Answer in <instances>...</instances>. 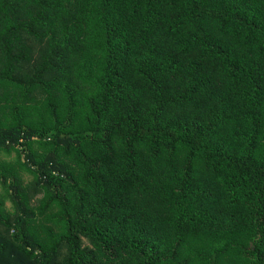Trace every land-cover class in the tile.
Instances as JSON below:
<instances>
[{
    "label": "trees",
    "instance_id": "obj_1",
    "mask_svg": "<svg viewBox=\"0 0 264 264\" xmlns=\"http://www.w3.org/2000/svg\"><path fill=\"white\" fill-rule=\"evenodd\" d=\"M32 137L0 264H264V0H0V148Z\"/></svg>",
    "mask_w": 264,
    "mask_h": 264
},
{
    "label": "rangeland",
    "instance_id": "obj_2",
    "mask_svg": "<svg viewBox=\"0 0 264 264\" xmlns=\"http://www.w3.org/2000/svg\"><path fill=\"white\" fill-rule=\"evenodd\" d=\"M36 137H32L31 140L23 143L21 146H16L10 149L0 148V164H4L9 167L13 172L18 175V179L21 184L27 186L33 180V174L30 168V164L25 163L24 154H28L37 163H41L48 155L43 147H41ZM19 148H22L20 150ZM33 166V164H31ZM11 189L7 186L0 184V201L3 204V208L6 212H13L14 205L10 199ZM40 196V195H38ZM36 201L32 200L29 207L35 212ZM34 218L31 221H27L28 229L39 232L41 225L44 223L41 216H37L34 213Z\"/></svg>",
    "mask_w": 264,
    "mask_h": 264
}]
</instances>
